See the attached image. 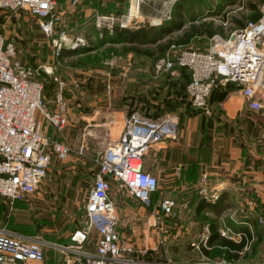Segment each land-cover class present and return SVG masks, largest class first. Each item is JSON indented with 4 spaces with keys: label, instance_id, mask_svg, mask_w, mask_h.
I'll list each match as a JSON object with an SVG mask.
<instances>
[{
    "label": "built area",
    "instance_id": "obj_1",
    "mask_svg": "<svg viewBox=\"0 0 264 264\" xmlns=\"http://www.w3.org/2000/svg\"><path fill=\"white\" fill-rule=\"evenodd\" d=\"M79 1L72 0V3ZM145 1L130 0V7L123 15L97 13V26L109 30L117 24L128 26L136 20ZM133 2L138 7L136 14L130 10ZM0 8L23 10L35 17L47 37L51 56L48 62L39 64L23 61L16 40L4 28H0V195L13 204L16 199L28 198L38 189L54 156L64 160L72 152L69 143L51 138L47 124L63 128L69 123V104L64 91L67 80L57 72L63 50L86 46L90 41L87 36L69 27L58 0H0ZM171 15L172 10L169 9L164 17L170 18ZM231 34L234 35L233 39ZM110 62L113 59L108 60ZM182 66L190 72L186 91L194 106L206 108L212 88L217 83L231 81L238 84V92L248 109L264 112V0H261L256 18L245 20L227 36L220 32L213 33L205 49L172 43L155 60L154 76L170 73L177 77ZM43 71L49 79L57 82L54 107H49L45 100L43 90L47 76ZM178 126L179 116L176 113L166 112L155 117L137 109L126 116L120 136L105 149L97 150L93 161L98 165V170L88 194L86 223L72 232L69 244L62 246L67 263L75 259L79 264H137L139 259L135 255L150 249L137 248L121 236L117 227V205L111 189L118 182L143 205L152 207L159 178L145 168L144 156L156 143L166 137H175ZM86 146V141H83L76 150L78 155H86ZM207 178L206 173L201 175L199 193L206 199H212L217 196V189L209 187ZM262 201L264 207V193ZM152 211L156 216L154 226L160 233L152 243V248L156 250L167 244L168 235L179 237L182 233L180 226L173 230L169 221L178 216L181 210L175 197L164 196ZM100 216L101 221L98 220ZM258 221L264 224V215ZM205 229L206 232L197 234L189 241L192 247H210L207 244L208 227ZM94 232L95 249L89 250L85 244ZM219 232L234 241L246 238L240 254L251 243V237L244 231H234L228 225L220 227ZM45 245L46 241L41 235L25 238L1 229L0 264L43 263L46 258ZM159 264L250 263L239 259L214 260L203 255L196 260L167 258Z\"/></svg>",
    "mask_w": 264,
    "mask_h": 264
},
{
    "label": "crops",
    "instance_id": "obj_2",
    "mask_svg": "<svg viewBox=\"0 0 264 264\" xmlns=\"http://www.w3.org/2000/svg\"><path fill=\"white\" fill-rule=\"evenodd\" d=\"M58 3L69 27L87 36L90 44L95 37L104 35L103 28L96 23L97 13L123 15L127 12L125 0H80L76 4L72 0H58ZM173 3L172 0H146L136 20L129 25L160 24L165 19V12L172 10ZM134 8H131L132 13H136ZM33 25L41 31L36 21ZM184 28L174 31L172 36L181 34ZM5 30L9 35V30ZM177 32L179 34H175ZM101 44L123 43L103 41ZM108 60H103L105 64L99 62L97 66L79 70L78 75L71 77L58 71L62 63L58 66V74L69 83L67 88L73 89L67 97L69 123L63 128L47 124V132L52 139L69 143L72 152L64 160L53 157L44 180L30 197L16 199L11 204L0 195V230L25 238L41 235L46 241V258L39 264H79L75 259L66 262L62 246L69 244L72 232L86 223L82 216H85L88 194L98 170L93 157L98 149H105L120 136L127 116L125 96L132 88L133 91L140 90L141 83L151 73L149 64L126 61L116 62L114 66ZM54 83V87L47 85L43 91L49 107L55 106L57 82ZM163 83L166 92L168 86L165 81ZM82 97H86L87 110L91 109V112L82 110ZM139 108L144 113H151L146 108ZM260 112L263 111L248 109L238 91H232L221 100L212 96L206 108L197 113L187 114L181 109L177 135L156 143L144 156L145 168L155 173L160 183L150 208L118 182L114 183L117 189H113L111 195L117 205V227L121 236L137 248H150L135 255L139 259L137 264H159L167 258L179 259L182 252L192 256L196 250L201 251V248L190 246L189 241L181 237L182 233L179 237L168 235L167 244L154 250L152 243L160 233L154 226L156 216L152 208L163 196L187 197L188 200L195 191L199 192L203 173L208 176L209 187L217 189V196L211 200L222 191L230 198V204L218 214L219 228L232 225L227 218L236 221L240 217L255 216L258 220L264 215V116ZM83 141L87 144L86 155L80 156L76 149ZM189 208L194 210L193 206ZM191 210L185 212L189 213V219H179V225L171 222L173 230L179 226L183 232L199 229L203 221L192 217ZM204 212L212 213L210 210ZM205 227H208L206 223ZM95 237L96 232L86 242L87 249H95ZM249 237L251 242L255 239L252 229ZM52 249L53 254L48 251Z\"/></svg>",
    "mask_w": 264,
    "mask_h": 264
},
{
    "label": "trees",
    "instance_id": "obj_3",
    "mask_svg": "<svg viewBox=\"0 0 264 264\" xmlns=\"http://www.w3.org/2000/svg\"><path fill=\"white\" fill-rule=\"evenodd\" d=\"M201 1L202 0H175L173 3L171 17L165 18L162 23L157 25L151 24L149 22H144L139 26H120L119 24H117L113 27L112 30H108L107 28L103 27L104 35L103 37H101V42H122L125 49L128 51H132L135 56L143 55L149 57L150 59H153L154 62L160 55L166 52V50L171 46L172 43L182 44L186 47H193L189 45L191 38L196 37L197 35L209 37L217 30V28L214 27L211 22L205 21H201L198 24H191L188 27L184 28V24L186 21L194 20L197 18L192 6H196L194 2L199 4ZM248 4L252 9H254L253 12L250 14V18L254 19L259 15V9H257L256 4H254V2L252 1H248ZM243 23L240 22V26ZM183 28L184 30L181 34L176 37L172 36L171 33ZM207 45L208 43L201 49H205ZM90 49H92L91 44L86 46H80L74 49L65 48L61 56L65 54L73 55L78 51L88 52L90 51ZM136 62L147 64L145 61L142 60H136ZM33 63H35L34 60ZM151 65L152 72L150 74L154 76V63ZM181 69V75L177 77L172 76L170 73H164L160 76H154L159 78L162 82L165 81L168 86L166 90L167 94L165 96H162V104L164 103V109L163 107L159 108L157 106H154L152 103L149 102V98L144 99V102H146V107L145 105H137L135 103L136 101H134V98L136 97L131 98V92L129 93V95L125 96L127 104V115H129L132 111L137 110L139 107L146 108L147 112H151L150 115L155 117L166 113V109L173 111L174 109L178 108L180 111L179 115L181 113V109H183L184 113L187 114L197 113L198 111L205 109L203 106H194L191 103L189 95L186 91V83L190 79V72L189 69L185 66H182ZM163 75L167 77H163L165 78L163 79ZM40 76L43 77V75ZM47 85H51L52 87L55 86L53 78H44V89L47 87ZM162 87L164 86L162 85ZM238 88V84L231 81H227L226 83H217L212 88L209 96L207 97V103L211 100L212 96H214V99L216 100H221L232 91H238ZM72 92L73 89L66 88V98L69 97ZM186 97L188 98V101H185ZM150 106H154L155 108L152 107V110ZM162 110L164 112H161ZM260 113V115L264 116L263 112ZM158 190L159 188L156 191ZM156 191L154 192V194L156 193ZM176 199L179 202L178 198ZM188 202L189 204H191V206L194 207L195 216L198 217L200 221H203L199 224L198 228H203L205 223L208 225L209 232L207 244L214 249V253L222 252V254H224V256L229 260L239 259L241 257L239 251L242 249L246 238L243 237L239 241H234L228 237L221 235L219 232L220 222L218 220V214L230 204V198L228 194L225 191H222L216 199L211 200L206 199L198 191H195L192 195H190ZM204 210H210L212 213H205ZM180 216L181 215L179 214L176 217L170 218L169 221L173 224H176V222L179 224L178 221L179 219L181 220ZM227 220L230 224H232L228 225L229 227H231L234 231H244L248 237L250 236L251 229H254V232L256 233V239L253 240L251 243L261 242L263 237V226L259 224L255 216H245L244 218L240 217L236 221L232 218H227ZM199 229H197L194 233L192 232V236L195 237L197 233H199ZM201 251L206 255L210 254V250L207 247L201 246Z\"/></svg>",
    "mask_w": 264,
    "mask_h": 264
},
{
    "label": "rangeland",
    "instance_id": "obj_4",
    "mask_svg": "<svg viewBox=\"0 0 264 264\" xmlns=\"http://www.w3.org/2000/svg\"><path fill=\"white\" fill-rule=\"evenodd\" d=\"M248 1L254 2L256 4L257 9H259V5L261 0H202L199 4L194 2L193 11L196 15V19L188 20L185 23V26H189L191 24H198L201 21L211 22L214 27L217 28L215 32H220L223 35H228L229 32L240 26V22H244L245 20L250 18V14L253 12L254 9L250 7ZM199 5V6H198ZM216 10V11H213ZM215 12V13H213ZM35 17L28 15L23 10H11L6 8H0V28H6L9 30V35L14 37L18 46L20 47V55L24 59L23 61L29 62L32 64H39L48 62L51 59L50 56V49L48 45L47 37L44 33H42L39 28L35 27ZM33 23V24H32ZM131 22L130 24H132ZM214 32V33H215ZM179 34V32L175 33ZM178 36V35H177ZM176 37V36H175ZM210 37V36H209ZM209 37H204L202 35H197L196 37L191 38L189 45L193 47L203 48L207 42L209 41ZM92 49L88 52H76L75 54H65L61 56L60 61L62 66H59L58 71L63 75H67L68 77L76 76L79 74V70H86L91 68L92 66H97L99 62L104 63V59H113V64L115 66L116 62H136V60L145 61L150 66L154 63L153 59L143 55H134L130 51L126 50L123 44H109L103 45L101 44V37H95L91 41ZM69 49V48H66ZM82 51V50H81ZM130 53L131 55L128 56L127 54ZM33 60L35 63H33ZM105 64V63H104ZM181 73V72H180ZM81 74V73H80ZM68 83V82H67ZM162 81L154 77L150 74L149 77H146L145 81L141 83V87L136 85V87H140V90L133 91V88L130 89V93L132 92L133 100L136 101L137 105H145L144 99L149 98V102L152 103L154 106L164 109V103L162 104V96H165L167 92L163 91ZM69 84V83H68ZM57 87V84H56ZM132 87H135L134 85ZM135 87V88H136ZM67 88V86H66ZM65 88V90H66ZM64 90V91H65ZM188 98L186 97V100ZM82 110L84 112H91L92 110H87L86 106V97H82ZM154 106H150L152 109L155 108ZM146 107V105H145ZM189 107V106H188ZM186 108V107H185ZM137 109V108H135ZM140 110V108H138ZM174 109V108H173ZM178 108L174 109L173 111L166 109L165 112L171 113H179ZM153 110V109H152ZM105 111V110H104ZM161 112H164L163 110ZM264 129V124L262 125ZM77 150V149H76ZM116 191V185L112 186L111 192ZM112 194V193H111ZM179 200V208L181 210L180 218H187L189 219V213L185 214L191 210V204H189L187 197H180ZM189 209V210H188ZM188 210V211H187ZM227 213L224 214L226 217ZM192 217H195L194 210L190 212ZM188 216V217H186ZM82 218L84 222L87 220L86 214L83 215ZM259 222V221H258ZM263 228V237L260 243H250V245L243 250L241 253V257L239 258L240 261L250 263V264H264V224L259 222ZM197 229V228H196ZM195 230H187L186 232L182 231L181 237L185 240L190 241L193 237L192 234L196 232ZM199 233L206 232L205 228H200ZM253 230V235L256 239V233ZM189 231V232H188ZM194 231V232H193ZM193 232V233H192ZM254 239V240H255ZM186 244V243H185ZM187 245H185L186 248ZM191 246V245H190ZM188 247V246H187ZM177 250L178 247H177ZM210 254L206 255L200 250H196V253H192V256L186 255L185 252L181 253L182 257H179L178 260H196L200 257L208 256L214 260H218L220 258L227 259L222 252L214 253V249L209 247ZM51 254L55 251L48 250ZM66 254V253H65ZM198 257V258H197Z\"/></svg>",
    "mask_w": 264,
    "mask_h": 264
},
{
    "label": "water",
    "instance_id": "obj_5",
    "mask_svg": "<svg viewBox=\"0 0 264 264\" xmlns=\"http://www.w3.org/2000/svg\"><path fill=\"white\" fill-rule=\"evenodd\" d=\"M129 7H130V0H125V10L128 11ZM230 37H231V39H233L234 38V35L231 34ZM43 74L48 77V75L44 71H43ZM98 220L101 221L102 220V217L100 216L98 218Z\"/></svg>",
    "mask_w": 264,
    "mask_h": 264
},
{
    "label": "bare ground",
    "instance_id": "obj_6",
    "mask_svg": "<svg viewBox=\"0 0 264 264\" xmlns=\"http://www.w3.org/2000/svg\"><path fill=\"white\" fill-rule=\"evenodd\" d=\"M133 6L136 8V13H137V11H138V7H137L136 3L133 2V4L131 5V8H132ZM135 8H134V9H135ZM130 10H131V9H130ZM136 13H133V14H136Z\"/></svg>",
    "mask_w": 264,
    "mask_h": 264
}]
</instances>
